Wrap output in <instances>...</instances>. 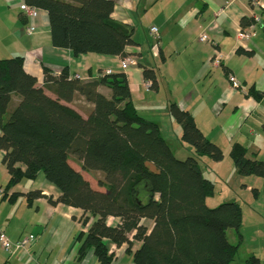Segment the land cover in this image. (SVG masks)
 Wrapping results in <instances>:
<instances>
[{"label": "trees", "instance_id": "1", "mask_svg": "<svg viewBox=\"0 0 264 264\" xmlns=\"http://www.w3.org/2000/svg\"><path fill=\"white\" fill-rule=\"evenodd\" d=\"M25 3L48 13L53 46L76 57L94 53L126 59V48L135 45L133 29L112 17L113 0ZM143 75L157 90L156 71L143 68ZM101 87L110 90L109 97ZM249 93L258 100L263 96L254 87ZM13 96L20 100L7 117ZM80 99L92 106L85 117L68 105ZM169 114L181 126V141L194 150L185 160L177 159L159 125L139 114L124 73L84 82L66 71L55 77L45 70L40 87L25 70L24 57L0 59V151L9 175L3 199L15 203L24 197L29 206L46 199L82 210L87 232L77 238V262L92 251L99 264H113L117 256L110 242L118 249L125 246L134 264H235L243 242L242 208L237 202L210 207L215 184L200 166L203 157L222 162L224 152L203 134L190 112L171 103ZM229 155L240 176L259 177L264 187V160L248 157L239 143ZM71 157L82 170L101 173L105 190L95 189L71 165ZM41 174L59 189L56 200L42 190L10 193ZM252 192L257 196V189ZM111 218L120 223L110 225ZM229 230L236 231L237 244L230 243ZM246 264L261 262L251 254Z\"/></svg>", "mask_w": 264, "mask_h": 264}, {"label": "crops", "instance_id": "2", "mask_svg": "<svg viewBox=\"0 0 264 264\" xmlns=\"http://www.w3.org/2000/svg\"><path fill=\"white\" fill-rule=\"evenodd\" d=\"M113 1V19L133 29L135 45L125 51L128 58L136 59L137 66H124L121 56L90 53L76 57L69 49L54 47L48 13L40 9L39 16L31 21L23 13L25 0H0V59L24 57L25 70L37 78L40 87L45 85V70L55 77L66 71L71 79L84 82L98 80L104 74L124 73L137 111L159 125L175 156L195 153L181 141L182 129L170 116L169 105L176 103L193 115L203 134L224 152L222 162H207L218 177L219 168L231 159L229 154L236 143L247 148L248 157L264 160V0ZM256 18L260 22L255 23L251 38L241 39L240 34L247 32ZM33 24L35 33L29 35L26 30ZM152 27L158 29L153 62L144 57L142 45L149 38L154 39ZM203 33L208 35L209 43L199 40ZM187 52L191 53L190 60L175 66ZM215 56L220 58L218 65L213 63ZM143 68L156 71L157 90L146 89ZM229 74L241 83V88L231 86ZM252 87L263 94L260 100L249 93ZM99 91L110 96L107 88L101 87ZM46 92L55 98L53 93ZM19 100V96H13L7 113L10 105L14 109ZM78 102L85 106L80 112L85 117L92 106L83 99ZM3 157L4 152L0 151V229L14 242L31 234L37 236V242L13 255L0 248V264H99L92 251L81 262L76 260L77 238L87 232L81 224L82 210L52 205L46 199H38L31 206L27 201L21 202L19 208H14L18 200L12 203L3 199L9 181ZM230 163L229 168L233 165L235 169L233 161ZM21 183L10 193L42 190L54 200L61 195L47 180L41 182L39 189H25ZM252 189L255 188L247 185V191ZM212 202H216L214 197L207 203L212 206ZM261 206L264 208L263 201ZM253 220V238L257 242L261 236L264 238V214L255 213ZM119 223L116 218L109 220L112 226ZM145 223L152 226L151 221ZM255 242H250L251 249L247 247V257L255 255L264 264L263 249H256ZM107 244L110 250L116 248L110 242ZM116 250L113 264H134L132 255L125 253V246Z\"/></svg>", "mask_w": 264, "mask_h": 264}, {"label": "rangeland", "instance_id": "3", "mask_svg": "<svg viewBox=\"0 0 264 264\" xmlns=\"http://www.w3.org/2000/svg\"><path fill=\"white\" fill-rule=\"evenodd\" d=\"M144 47V57L146 58V60H150L151 62H153L154 60V55L155 52L157 50V43H156V39L154 38H149L148 41H145L143 44ZM191 57V53L187 52L183 55L182 58H180L178 61H176L175 66H179L180 64L182 65L185 60H190ZM144 63V62H143ZM10 111L7 114H10L13 110V105H10ZM72 106L77 109L79 112L83 113V107H85L84 105H82L81 102L76 101L74 104H72ZM8 116V115H7ZM184 155V156H183ZM195 155V154H193ZM189 156H191V154L188 153H182L179 154L177 157V159L180 160H185L187 159ZM207 160V161H206ZM208 160L210 162L211 159H209L208 157H203L200 159V166L201 169L204 172V175L211 179L214 184H215V201L216 202H212L210 207H217L218 205L225 203V202H237L241 208H242V212H243V225L241 228V234L243 235V242L241 245V248L239 250V253L235 259V264H246V258H247V247L248 249H251V243L250 242H255L256 240L253 238L254 237V226L255 223L253 222V217L254 214L258 213V214H264L263 213V206H261V201L264 202V187H263V180L259 177L256 176H248V177H244V176H240L237 173L236 169H233V165L230 166L228 165V162H231L230 164H232V160L231 159H227L229 160L227 163H224L222 166L219 168V173H220V178L218 176H216V170H212L211 168V164L207 163ZM70 163L73 167H75L76 169H79L82 171V174L84 175V177L91 183V185L95 188V189H99V190H105V187H103L101 185V182H104V177L102 176L101 173L99 172H94V171H84L81 168L80 162L75 159L74 157L70 158ZM211 165V166H210ZM232 168V169H231ZM222 178H225V180H222ZM45 177L43 174H41L37 180H23L21 183V187L25 188V189H29L30 187H36L34 189H39V185H41L42 181H45ZM36 182V183H35ZM247 185H250L251 187L255 188L258 190V194L257 196H255L253 194V192H249L247 191ZM21 202H26L24 197H20L18 199V201L16 202V205L14 208H19L18 206H20ZM255 211V213H254ZM257 211V212H256ZM228 239L230 241V243L232 244H237L238 243V237L236 234L235 230H229L228 233ZM253 235V236H252ZM261 238L263 239H259L256 243V249L264 252V245H263V241L264 238L263 236H261ZM258 242L260 243V245L258 244ZM253 245V244H252Z\"/></svg>", "mask_w": 264, "mask_h": 264}, {"label": "built area", "instance_id": "4", "mask_svg": "<svg viewBox=\"0 0 264 264\" xmlns=\"http://www.w3.org/2000/svg\"><path fill=\"white\" fill-rule=\"evenodd\" d=\"M23 13L24 15L30 19L31 21H34L40 13V9L36 8V7H32L30 5L25 4L23 7ZM260 19L256 18L254 23H252L249 26V30L247 32H242L240 34L241 39L243 40H249L251 38V34L254 30L255 27V23H259ZM35 25H31L27 28V34L32 35L35 33ZM151 34L153 35V37L155 39H157L158 36V29L156 27H152L151 28ZM199 40L201 42H205V43H209L210 39L208 37L207 34L203 33L200 35ZM213 63L215 65L220 64V58L219 56H215V58L213 59ZM124 66H137V61L134 58H126L124 60ZM229 82L231 83V86L234 89H239L241 88V83L232 75L229 74ZM145 86L147 90H150L151 86H152V82L146 80L145 81ZM37 242V236L36 235H28L26 237H23L22 239L18 240V241H12L10 239V237L0 229V248L6 252L9 255H13L15 252L19 251V250H25L27 248H30L31 246H33L35 243ZM111 252H115L117 254V250L116 248H112V250H110ZM36 264H39L38 262H36Z\"/></svg>", "mask_w": 264, "mask_h": 264}, {"label": "bare ground", "instance_id": "5", "mask_svg": "<svg viewBox=\"0 0 264 264\" xmlns=\"http://www.w3.org/2000/svg\"><path fill=\"white\" fill-rule=\"evenodd\" d=\"M151 35V34H150ZM151 37V36H150Z\"/></svg>", "mask_w": 264, "mask_h": 264}]
</instances>
